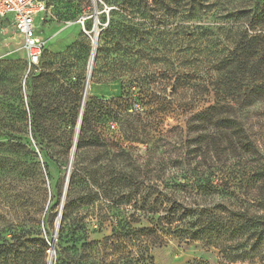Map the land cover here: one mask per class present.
<instances>
[{
	"label": "trees",
	"instance_id": "16d2710c",
	"mask_svg": "<svg viewBox=\"0 0 264 264\" xmlns=\"http://www.w3.org/2000/svg\"><path fill=\"white\" fill-rule=\"evenodd\" d=\"M95 4L104 12L97 18L101 37L92 76L120 81L122 94L96 105L85 102L80 133L86 137L98 123L105 128L118 122L127 141L149 144L141 132L147 120L160 143L179 138L183 153L173 163L174 174L162 178L161 190L140 192L136 184L130 192L106 190L96 222L100 231L111 233L91 241L89 224L79 222L63 263L155 264V249L175 238L218 249L219 264H264V124L258 130L243 118L264 99V0ZM204 46L221 47L209 58L213 64L206 79L200 70L188 71L200 61L195 51ZM71 85L67 91L73 95L78 86ZM169 117L184 126L165 129ZM8 137L10 146L31 154L16 134ZM84 143L79 138L78 149ZM227 157L245 163L227 166ZM95 197L101 195L91 201ZM187 198L212 202L188 203ZM68 217L65 212L64 220Z\"/></svg>",
	"mask_w": 264,
	"mask_h": 264
},
{
	"label": "rangeland",
	"instance_id": "374dc122",
	"mask_svg": "<svg viewBox=\"0 0 264 264\" xmlns=\"http://www.w3.org/2000/svg\"><path fill=\"white\" fill-rule=\"evenodd\" d=\"M68 1L45 0L47 11L36 19V28L46 47L41 67L31 73L22 38L0 21V264H49L50 259L51 264H64L62 253L71 247L70 233L79 222L89 224L91 241L111 233L110 228L100 231L96 222V216L105 208L102 203L106 190L130 192L136 184L140 192L158 191L162 178L167 180L176 171L173 163L183 153L179 138H170L167 145L160 143L151 122L145 120L141 132L148 134L145 139L149 144L127 141L118 122L105 128L98 123L88 136L79 134L76 144L79 138L85 143L82 149L76 145L71 159L85 102L96 105L119 98L122 84L99 81L100 77L93 76L88 82L93 39L100 31L98 19L104 10L93 0H75L67 5ZM73 5L80 8L70 9ZM205 47L195 51L200 61L188 71L200 70L206 79L211 73L206 71L213 64L209 58L221 47ZM71 83L78 86L73 95L67 91ZM243 118L259 130L264 124V99ZM181 121L169 117L165 129L183 127ZM11 134L29 146L31 154L10 146ZM260 144L264 147V140ZM3 162L8 163V170L1 168ZM33 162L36 168L31 166ZM224 162L227 166L245 163L234 157ZM94 194L101 198L91 201ZM187 202L208 205L212 199L187 198ZM61 211V227L65 226L56 233ZM65 212L69 213L67 220ZM154 257L155 264L222 261L214 247L175 238L155 249Z\"/></svg>",
	"mask_w": 264,
	"mask_h": 264
},
{
	"label": "built area",
	"instance_id": "2783aa9c",
	"mask_svg": "<svg viewBox=\"0 0 264 264\" xmlns=\"http://www.w3.org/2000/svg\"><path fill=\"white\" fill-rule=\"evenodd\" d=\"M46 11L44 0H0V19L11 17L13 30L23 40L28 73L39 69L44 54L46 42L36 28V19Z\"/></svg>",
	"mask_w": 264,
	"mask_h": 264
},
{
	"label": "water",
	"instance_id": "95a60500",
	"mask_svg": "<svg viewBox=\"0 0 264 264\" xmlns=\"http://www.w3.org/2000/svg\"><path fill=\"white\" fill-rule=\"evenodd\" d=\"M93 1L95 3V0H93ZM95 35H96L95 38L97 39V46H96L95 49L92 48L93 52H92V56H91V59H90V62H89L88 82H89L90 78L92 77V74H93V71H94V68H95L94 65H95V62H96L97 55H98L97 48H98V45H99V42H100V37H101L100 31L98 33H96ZM93 45H94V40H93ZM82 116H83V113L81 114L80 121L78 123V129H79L78 134L80 133V130H81L80 126H81V122H82ZM68 180H69V177H68ZM61 219H62V211H61V213L59 215V218L57 220L58 224H57V228H56V233H58L59 228L61 226ZM51 251H52V253H54L55 252V248L53 247ZM51 263H52V260L50 259L49 260V264H51Z\"/></svg>",
	"mask_w": 264,
	"mask_h": 264
},
{
	"label": "bare ground",
	"instance_id": "6f19581e",
	"mask_svg": "<svg viewBox=\"0 0 264 264\" xmlns=\"http://www.w3.org/2000/svg\"><path fill=\"white\" fill-rule=\"evenodd\" d=\"M93 40H94L93 48L95 49L96 46H97V39L94 38ZM77 129H78V126H77ZM78 131H79V129L77 130V133H76V138H75V143H74V144H75V148H74V150H73V152H72V157H71V159H73V158L75 157L74 155H75L76 145H77L76 142H77L78 137H79ZM68 186H69V180L67 181L66 186H65V191H66V193L68 192V191H67Z\"/></svg>",
	"mask_w": 264,
	"mask_h": 264
},
{
	"label": "crops",
	"instance_id": "0c3cea01",
	"mask_svg": "<svg viewBox=\"0 0 264 264\" xmlns=\"http://www.w3.org/2000/svg\"><path fill=\"white\" fill-rule=\"evenodd\" d=\"M41 16V15H40ZM10 20H11V17H9V18H7V19H0V21H2V22H4V23H6V24H8V25H10L11 26V28H12V25H11V22H10ZM18 36V35H17ZM21 38V37H20Z\"/></svg>",
	"mask_w": 264,
	"mask_h": 264
}]
</instances>
